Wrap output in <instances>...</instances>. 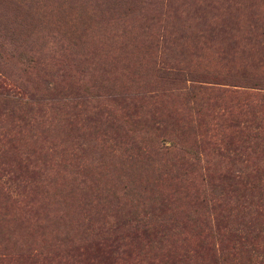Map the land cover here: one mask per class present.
<instances>
[{
	"label": "rangeland",
	"instance_id": "rangeland-1",
	"mask_svg": "<svg viewBox=\"0 0 264 264\" xmlns=\"http://www.w3.org/2000/svg\"><path fill=\"white\" fill-rule=\"evenodd\" d=\"M10 1L0 0L6 264H27L28 253L57 264L71 245L102 235L106 221L151 213L163 240H133L124 264H234L238 233L255 248L241 250L238 264H264V134L244 144L249 130L229 138L228 127L243 118L237 102L262 91L231 86L236 93L218 99L203 90L192 103L160 77L162 66L216 72L226 45L196 36L206 27L198 16L217 28L234 14L236 33L264 21V0ZM24 12L32 19L12 20ZM234 56H245L240 46ZM36 89L47 91L40 110ZM212 133L222 136L219 147Z\"/></svg>",
	"mask_w": 264,
	"mask_h": 264
},
{
	"label": "trees",
	"instance_id": "trees-1",
	"mask_svg": "<svg viewBox=\"0 0 264 264\" xmlns=\"http://www.w3.org/2000/svg\"><path fill=\"white\" fill-rule=\"evenodd\" d=\"M25 4L32 6L35 3H38L40 0H24ZM16 3V6H20L15 0H11L10 4L13 5ZM16 9V8H15ZM25 16L19 17V15H13L12 20L26 21L32 19V15L29 12H24ZM199 22L206 25L204 30L206 34L204 35V30H200V34H196L197 37H203L209 41L215 40L218 38V43H225V49L218 47V53L223 59V63L218 65L216 72H205L204 74H198L197 72H191L186 65L182 66H171L161 67L162 79L168 81L169 85L171 83L180 84V90L191 99L192 103L196 102L198 92L208 91L215 94L218 99L220 97L235 94L236 91L230 89L231 86H243L248 88H255L261 90L262 92L252 93V95H247L244 99L239 100L237 103L240 107L242 120L241 122L231 121L228 124V127L231 128L230 136L241 135L245 133L248 129L249 132L244 134L242 143L246 144L251 141H257L262 134H264V21L258 22L259 18H253L249 21V25H246L245 28L237 29L232 32V29L229 23L235 22V16H227L226 18H220V27L213 26L211 18L206 17V13H203L198 16ZM264 18V17H263ZM199 31V30H198ZM195 35L193 37H196ZM185 37V36H182ZM198 43H195V45ZM241 47L245 56L240 58V62H234V55L236 49ZM182 54V52H178ZM179 63H182V59L179 60ZM185 64V63H183ZM205 84H207L206 87ZM247 92H242L241 94H246ZM254 95V96H253ZM33 97L35 106L46 105L47 103V91L38 92V89L35 92L31 93ZM6 98L12 99L9 94L5 93ZM32 99V98H31ZM40 106V105H39ZM35 107L36 110H40V107ZM249 108H254L253 112L249 111ZM216 134L212 133L210 135L209 143L213 147H219V143L222 142V136L218 138ZM215 137V138H212ZM227 138V136H226ZM226 140V139H225ZM1 141V140H0ZM1 146V144H0ZM165 149H168L167 146H162ZM248 146H243L242 148L246 149ZM237 148H229V151L234 152ZM171 152V150H169ZM235 156V153L233 157ZM25 157L24 159H27ZM24 161V160H23ZM17 170H21L24 167L26 170V163L21 165L20 159L16 161ZM225 174H223L224 176ZM222 176V175H221ZM149 217L141 216L133 218L132 222H121L120 224L117 221L108 222L107 227L102 232V235L95 236L91 244L83 245H71L68 249L65 250V256L62 257L57 264H124L128 263L130 259L129 249L127 247L133 240L137 238H143L145 241H149L154 238H158L157 241H162L163 237L161 236L160 230L156 228V221L153 220V214H149ZM169 219H167L168 221ZM163 219H160L159 222H162ZM132 224V225H131ZM132 227L130 229V234H118V228L121 226ZM237 229H240L238 227ZM98 234V233H97ZM163 235V234H162ZM128 240V242H125ZM235 243L237 245L232 246L229 255L231 260H236L234 264H238L237 256L241 250H254L255 248L251 246L250 242L245 240L244 235L238 233L235 237ZM93 247V254H86L89 248ZM186 254V253H183ZM17 255V254H16ZM140 255L137 254V256ZM145 255V253H144ZM6 258H9L7 254L0 255V261H3V264H6ZM27 264H45L43 259H40L35 253H28L25 256ZM48 264V263H47ZM50 264V263H49ZM147 264H154L152 259L147 258Z\"/></svg>",
	"mask_w": 264,
	"mask_h": 264
}]
</instances>
